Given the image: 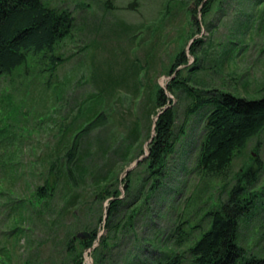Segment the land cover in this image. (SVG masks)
Returning a JSON list of instances; mask_svg holds the SVG:
<instances>
[{
  "label": "rangeland",
  "instance_id": "rangeland-1",
  "mask_svg": "<svg viewBox=\"0 0 264 264\" xmlns=\"http://www.w3.org/2000/svg\"><path fill=\"white\" fill-rule=\"evenodd\" d=\"M43 1L73 21L55 47L64 59L55 72L30 54L0 78V155L8 151L17 163L9 172L0 160V264H73L78 256L81 264H158L174 254L192 264L187 250L208 228L204 214L227 200L250 166L259 167L245 192H254L253 209L239 222L237 243L247 256L264 257V129L224 172L204 174L197 161L207 109L189 114L184 90L167 88L185 53L176 71L188 88L264 97V0H217L205 15L198 0ZM108 74L118 86L98 94ZM167 107L172 148L158 187L149 146ZM73 144L81 154L70 157V175ZM45 185L51 195L38 200ZM115 198L120 204L109 218ZM21 201L29 205L18 215L13 204ZM17 223L21 233L13 237ZM93 231L96 239L83 249L76 235Z\"/></svg>",
  "mask_w": 264,
  "mask_h": 264
},
{
  "label": "trees",
  "instance_id": "trees-1",
  "mask_svg": "<svg viewBox=\"0 0 264 264\" xmlns=\"http://www.w3.org/2000/svg\"><path fill=\"white\" fill-rule=\"evenodd\" d=\"M198 1L201 4V12L205 15L217 0ZM72 21L70 12L52 9L43 0H0V78L10 75L18 67L25 65L30 54L39 55L40 62H46L48 66L45 69L46 72H55L64 59L55 55L54 50L57 43L70 32ZM195 25L199 28L196 21ZM198 42L200 41L194 40L189 46L190 55H194ZM186 59L185 53L178 56L170 70V74L174 76L167 88L171 92L176 88L184 90L186 97L191 101L187 109L189 114L207 109L204 113V134L200 143L197 168L207 175L219 174L228 168L233 157L241 152L247 142L264 129V97L249 100L224 92H200L190 89L178 78V71H176L180 65L186 64ZM99 83L104 85H97L98 94L112 89L111 86H118L116 79L110 74L101 77ZM157 98H159L157 108H163L167 101L163 90L158 92ZM158 114L154 123V138L149 146L148 159L150 172L153 173L155 170L153 173L156 180L155 186L159 187L163 157L167 152L170 153L172 148L170 137L174 114L169 107ZM130 138L133 142L138 139L136 124ZM76 148L77 146L73 144L67 154L70 175H72L70 157L81 154L75 151ZM11 154L4 151L0 155L1 166L9 172H13L17 167V163L12 165ZM74 169L78 174L82 172L80 161ZM258 170V166H250L240 175L241 178L230 190L227 200L218 209L204 214V219L208 220V228L202 231L199 238L187 250L192 264H264V257L247 256L237 243L239 222L253 209L254 192H251L248 198L245 193L246 186H253ZM242 181L245 182L244 185ZM52 190L53 188L47 185L40 187L35 197L38 200L45 199L51 195ZM116 195L117 193L111 198ZM115 200L110 202L107 210L109 218L116 214L115 209L120 204L116 198ZM25 203L21 201L13 204L18 215L23 211ZM19 225V223L13 225L11 231L13 237L21 233ZM95 239L96 232L93 231L88 240L80 242L82 248H90ZM72 242L73 240L69 245L71 250ZM180 260V256L174 254L171 257L167 256L163 263L158 262V264H181ZM81 263L79 256L73 261V264Z\"/></svg>",
  "mask_w": 264,
  "mask_h": 264
},
{
  "label": "water",
  "instance_id": "water-1",
  "mask_svg": "<svg viewBox=\"0 0 264 264\" xmlns=\"http://www.w3.org/2000/svg\"><path fill=\"white\" fill-rule=\"evenodd\" d=\"M76 238H79L81 240H88L90 238V235L87 233H78L76 235Z\"/></svg>",
  "mask_w": 264,
  "mask_h": 264
}]
</instances>
